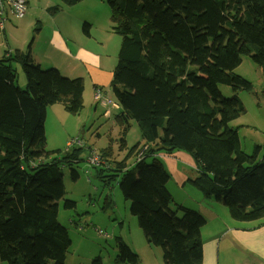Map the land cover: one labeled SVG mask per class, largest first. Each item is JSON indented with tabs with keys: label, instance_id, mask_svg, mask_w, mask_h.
Returning <instances> with one entry per match:
<instances>
[{
	"label": "trees",
	"instance_id": "trees-1",
	"mask_svg": "<svg viewBox=\"0 0 264 264\" xmlns=\"http://www.w3.org/2000/svg\"><path fill=\"white\" fill-rule=\"evenodd\" d=\"M80 1L62 0L67 5ZM107 2L113 31L121 36L109 85L121 108L115 122L124 133L129 119L134 120L142 143L121 160L110 161L105 149V159L93 167L130 201V213L146 242L161 247L164 264H201L206 220L194 209L169 208L170 174L157 155L175 149L188 153L199 172L190 181L205 196L226 204L233 219L264 217L260 146L245 153L237 128L230 125L245 113L238 93L252 89L250 81L233 72L243 55L264 76V0ZM58 9L49 8L52 13ZM88 27L83 24L84 31ZM18 67L24 87L17 83ZM221 85L233 95L224 96ZM83 91L82 77L44 69L30 52L16 49L0 56V259L7 264H65L71 238L58 220L65 194L63 167L83 158L79 146L65 156L49 157L59 150L45 149V119L55 103L79 113ZM63 207L74 208L75 202L64 199ZM115 242L112 264L139 263L121 237ZM91 264H102L100 256Z\"/></svg>",
	"mask_w": 264,
	"mask_h": 264
},
{
	"label": "rangeland",
	"instance_id": "rangeland-1",
	"mask_svg": "<svg viewBox=\"0 0 264 264\" xmlns=\"http://www.w3.org/2000/svg\"><path fill=\"white\" fill-rule=\"evenodd\" d=\"M47 2L50 6L59 5L60 10L58 9L57 13L60 12L63 26L70 25L71 31H76L79 46H87L88 49L102 51L99 44L100 34H105V38L109 35H115L119 39L120 47L121 36L113 31L107 0H86L83 4L78 2L73 5L64 4L62 0H30L29 5L33 7L32 14L42 16V7ZM79 17H85L86 19L79 21ZM11 18L16 17L9 12L6 22ZM84 23L89 24L90 35L83 31ZM48 31L49 26L47 25H44V31L41 35L34 33L32 29V36H29L30 31L27 30L28 42L36 35L39 45L44 44ZM105 50L108 53L106 45ZM8 53L6 51L4 54ZM107 59L109 61L108 57ZM42 68L48 69L46 65H43ZM233 72L250 81L252 89L251 91L238 93V97L245 107V113L231 121L230 125L237 128L240 147L245 153L251 154L256 146H260L258 157L260 159L264 158L263 72L248 55H243L241 63ZM17 74L18 85L24 87L26 79L20 67L17 68ZM83 77L87 81V89L84 91L83 108L79 113L75 115L69 113L60 103L48 106L45 119V149L48 151L59 150L58 153L49 154V157L54 155L61 157L65 156L67 151L77 146L81 147L83 159L72 166L63 167L65 194L59 200L58 220L67 228L71 241H73V245H70L68 252H71L75 247H78L84 253L94 249L96 250L95 257L100 256L103 264H112V259L117 254L115 237H124L128 242L136 240L139 235L143 239L145 237L137 218L130 213V201L124 198L115 182L111 180L112 182L105 183L97 176V172L93 167L95 164L90 162L88 156L95 153L99 156V159H105V156L102 157L101 154L105 152V149H108L110 154L108 159L110 161L121 160L126 156L130 147L139 142L142 143V137L136 122L132 119H129V127L123 133L122 128L115 122V116L120 113L121 108L119 106L115 108L111 104L112 101L116 103L111 91L107 92L108 98L105 101L95 104L88 74L84 73ZM220 88L224 96L230 97L233 95L229 86L221 85ZM107 110H109V115H105ZM122 138L125 141L124 147H121ZM73 143L75 145H72ZM174 153L175 151H172L170 154ZM49 157H42L41 160H50ZM162 157L160 160L170 174V180L167 184V188L172 195L170 209L175 211L178 206L192 210L196 209L205 220L216 217L221 222L226 221L227 218L235 224L246 225L249 222L233 219L226 204L213 196H205L190 181L199 174L195 166L180 162L179 167L185 177L184 183L181 184V178L170 172L166 160ZM133 160V157L128 158L127 163L131 164ZM73 171L76 173L75 176H73ZM64 199L73 200L75 207L71 209L64 208ZM177 213L181 214L179 211ZM121 222L122 224H120ZM97 230H101L103 233H98ZM209 233L210 230L206 226L204 235ZM154 247L153 249L162 252L161 247ZM68 255L71 259L70 254Z\"/></svg>",
	"mask_w": 264,
	"mask_h": 264
},
{
	"label": "crops",
	"instance_id": "crops-1",
	"mask_svg": "<svg viewBox=\"0 0 264 264\" xmlns=\"http://www.w3.org/2000/svg\"><path fill=\"white\" fill-rule=\"evenodd\" d=\"M26 2V15L18 19H8L4 32L0 33V56L6 51L13 52L16 49L30 52L40 67L43 65L48 68L54 67L63 76L69 78L82 77L84 91L87 89V81H85L83 75L87 73L90 79L89 84L92 86L93 97L95 88H100L104 93L100 98L94 97L95 104L105 101L108 98L107 92L110 91L109 85L116 64L119 39L115 35H109L105 38V34H100L99 44L102 51L88 49L87 46H79L76 31L72 32L70 25L63 26L60 12L52 13L49 10L50 7L55 5L50 6L47 2L42 7L43 15L41 16L32 14L33 7L29 5L30 0H26ZM84 2L86 0L79 4ZM83 19L86 18L79 17V21ZM44 25L49 26V31L46 33V42L39 45L36 35L28 42L32 29L34 33L41 35L44 31ZM35 28H38V30L34 31ZM27 30L30 31L29 36H26ZM84 32L90 35L88 29ZM105 45L108 48V53L105 50ZM113 103L115 102L112 101L111 104L113 105ZM174 151V154L165 153L166 156L162 158L166 160L170 172L181 178L180 183L183 184L185 177L179 167L180 162L191 166H195V163L188 153L177 149ZM206 226L210 230L208 235H204ZM121 238L139 258L138 264H164L162 252L153 249L155 247L148 244L140 235L132 242H128L124 237ZM201 239L203 249L201 264H264V217L258 221L248 222L246 225L232 223L229 218L224 222L217 220L216 217L207 218L201 228ZM71 242L72 246L73 241ZM68 254H70L71 259H69ZM95 256L96 250L94 249L84 253L78 247H75L67 253L65 264H91V260ZM0 264L7 263L0 259Z\"/></svg>",
	"mask_w": 264,
	"mask_h": 264
},
{
	"label": "built area",
	"instance_id": "built-area-1",
	"mask_svg": "<svg viewBox=\"0 0 264 264\" xmlns=\"http://www.w3.org/2000/svg\"><path fill=\"white\" fill-rule=\"evenodd\" d=\"M27 10L26 0H0V33L2 34L5 29V22L10 14L16 18H22ZM103 91L100 88H95L94 97L100 98L103 96ZM114 107H118L117 103H113ZM72 145H75L73 143ZM159 156V154L157 155ZM88 159L92 164H100L101 159L97 154H90ZM98 233H103L101 230H97Z\"/></svg>",
	"mask_w": 264,
	"mask_h": 264
},
{
	"label": "bare ground",
	"instance_id": "bare-ground-1",
	"mask_svg": "<svg viewBox=\"0 0 264 264\" xmlns=\"http://www.w3.org/2000/svg\"><path fill=\"white\" fill-rule=\"evenodd\" d=\"M105 115H109V111L107 110L106 112H105ZM239 141H240V139H239ZM241 148V147H240ZM242 150V149H241ZM163 155H166L165 153H159V156L160 157H162Z\"/></svg>",
	"mask_w": 264,
	"mask_h": 264
}]
</instances>
